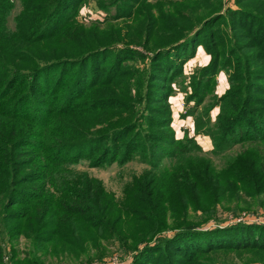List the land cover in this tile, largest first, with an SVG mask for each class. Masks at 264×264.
<instances>
[{"label":"trees","instance_id":"16d2710c","mask_svg":"<svg viewBox=\"0 0 264 264\" xmlns=\"http://www.w3.org/2000/svg\"><path fill=\"white\" fill-rule=\"evenodd\" d=\"M85 1L0 0V264L1 240L20 233L34 249L20 258L13 248L12 264H43L46 245L78 255L114 237L132 264H222L217 253L264 264V223L187 220L189 206L211 217L242 194L264 201V0H96L124 32L79 23ZM200 47L209 61L182 88L194 135L177 137L172 83ZM196 135L212 156L242 149L217 168ZM134 159L146 167L120 198L70 168Z\"/></svg>","mask_w":264,"mask_h":264},{"label":"rangeland","instance_id":"374dc122","mask_svg":"<svg viewBox=\"0 0 264 264\" xmlns=\"http://www.w3.org/2000/svg\"><path fill=\"white\" fill-rule=\"evenodd\" d=\"M150 1L154 2L155 0ZM223 2L225 4L228 3L229 5H233L232 0H223ZM19 9L20 6L17 3L12 15L17 13ZM107 16L108 14L106 12L97 8L96 0H86L79 10L77 20L86 27H90L91 24L97 23L100 26V29L107 30L111 26L109 24L114 25L118 23L121 25L118 27L122 29V32L125 31L122 28L124 26L122 25V22L119 23V20H113L109 22L106 20ZM95 21H98L99 23ZM10 24H12L11 21ZM134 48L142 52L145 51L141 46H134ZM205 59H208V62L209 55H207L203 48L200 47L195 52L194 57L190 58L184 65L185 77L183 82H181L182 79H180L172 83L174 92L169 97V102L171 104L173 113H175L174 110L176 107L177 109L181 108V106L179 107L178 103L179 99L182 98L183 100L184 98V92L182 88L185 85L187 86L189 75L198 67L202 66L203 64L205 65ZM136 65L139 68L147 67V63L144 61H139L136 63ZM224 75L226 76L225 73ZM210 100L211 98L208 97L206 102H209ZM185 107L187 109L186 105ZM212 114L214 116L213 112ZM188 119L189 118H185L184 121L187 122ZM241 149V146L236 145L221 156H212L210 154V149H204V151L205 155L212 159L214 166L219 168L224 164V161L228 156L234 155ZM145 167L146 165L139 162L137 159H134L123 166L112 164L102 167H89L87 162L83 161L77 165L71 166L70 168L75 172H84L88 174V176L100 180L107 191L112 192L117 198H120L125 182L129 181L132 175H139ZM242 196L245 198H242L240 201L232 200L230 202L221 201L218 203L216 205L217 212L211 217H207L202 213L201 210H194L191 206H189L187 220L194 223L196 227L202 229L237 222V219L239 218L241 220H249L240 222L264 223V201L261 203L256 197L250 198L246 197L244 194H242ZM170 231L171 230L169 229L165 230L162 232V234L165 235L168 233L170 235L172 233ZM1 245L3 246L1 264H12L11 253L13 248L16 249L20 258L29 257L31 255L32 249H34V244L31 242V239L24 233H20L16 238L8 241L4 237L3 240H1ZM141 246L142 244H140L138 247ZM127 247L129 246L124 245L121 240L114 237L111 240H106L105 238L101 239L98 246L87 244L85 251L78 255L74 254L75 252L72 253L67 250H55L54 244L46 245L44 248L42 247L41 249H37V255L41 258L43 264H132L134 251L127 249ZM215 256L222 264H246L247 257L249 255H239L237 253H217Z\"/></svg>","mask_w":264,"mask_h":264},{"label":"crops","instance_id":"0c3cea01","mask_svg":"<svg viewBox=\"0 0 264 264\" xmlns=\"http://www.w3.org/2000/svg\"><path fill=\"white\" fill-rule=\"evenodd\" d=\"M208 59H205L204 63L206 64ZM204 65V64H203ZM228 84H227V79H226V76L224 75L223 72H220L218 75H217V82H216V89H215V93L217 95H220L221 93L224 92V90L227 88ZM181 102H184L181 99H179V107L181 106ZM175 107V106H174ZM174 112L176 113H173V127H174V130H175V133H176V136L177 137H181L183 135V131L186 130L188 131V134L189 135H194V132H193V117L191 116H187V117H184L182 118L181 117V114H184L181 112V108L177 109V107L175 108ZM212 112L214 113V116L212 114ZM218 112V107H214L211 112H210V115H211V119L214 120L215 118V115L217 114ZM185 118H189L187 122L184 121ZM196 140L198 141V143L200 145H202L203 149H211L212 148V144H211V141L210 139L208 138V136H205V135H196Z\"/></svg>","mask_w":264,"mask_h":264},{"label":"built area","instance_id":"2783aa9c","mask_svg":"<svg viewBox=\"0 0 264 264\" xmlns=\"http://www.w3.org/2000/svg\"><path fill=\"white\" fill-rule=\"evenodd\" d=\"M181 111H182V113H185L186 112V107H185V105H184V103L183 102H181ZM240 221H249V220H241L240 218L239 219H237V222H240Z\"/></svg>","mask_w":264,"mask_h":264}]
</instances>
